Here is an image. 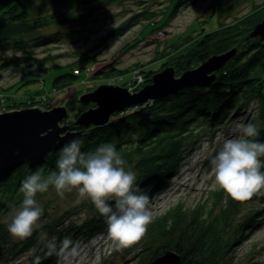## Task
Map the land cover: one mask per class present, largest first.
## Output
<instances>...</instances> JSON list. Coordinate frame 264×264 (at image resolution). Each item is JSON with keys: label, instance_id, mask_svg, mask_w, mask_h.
I'll use <instances>...</instances> for the list:
<instances>
[{"label": "rangeland", "instance_id": "rangeland-1", "mask_svg": "<svg viewBox=\"0 0 264 264\" xmlns=\"http://www.w3.org/2000/svg\"><path fill=\"white\" fill-rule=\"evenodd\" d=\"M24 1L28 16L35 18L48 17L55 10L64 11L75 2ZM192 1H181L168 15L171 0H121L97 10L89 19L81 17L87 11L74 6L70 16L73 19L81 17L79 21L77 18L43 23L32 28L33 32L29 28L26 33L28 35H25L29 39L37 36L51 37L56 33L59 35L57 40L48 45L38 42L36 46L28 48L33 58L22 61L19 65L14 64L15 60H5L12 56H22L20 51L0 50V113L35 107L51 110L53 107L65 106L64 101L71 95L79 99L81 95L92 92L100 85H119L134 93L142 88L143 75L148 78L153 74L148 71L160 69L156 71L158 73L165 69L166 67L161 68L165 59H176L184 49L188 52L193 48L192 41L196 42L204 33L221 29L220 23L225 28L255 15H258L257 18L260 15L261 21L264 19V0H199L195 4ZM161 22H164L162 26ZM154 24L160 25L147 34L145 27ZM118 28L121 32L115 39L110 42L102 41ZM250 38L263 41L259 37ZM41 61L49 69L54 64L75 69L73 73L78 77L65 83L66 87L61 90L53 89L52 79L61 74L62 70L52 69L35 79V75L39 74L37 64ZM6 62L8 64L4 65ZM113 63L115 72L112 75L98 73L103 66ZM77 65L80 73L76 70ZM30 73L35 74L34 81L20 86ZM129 76L131 79L126 82L124 79ZM30 96H34V105H29V102L16 107L10 104L14 101L27 102ZM8 104L9 108L6 106ZM70 115L68 112L66 118L71 119ZM235 122L264 125V108L257 100L247 101L242 105L241 111L231 109L219 123L213 125L209 122L172 138L176 141L174 144H178L175 148V168L161 181H149L150 185H154L153 190L140 188L150 198L153 220L143 239L131 247H115L108 236L106 218L98 224L97 231L92 236L86 237L85 230L98 211L89 199L79 197L76 190L65 192L61 197L51 186L47 192L38 195L36 200L43 208L39 221L41 228L50 222L62 221V229L72 228L68 230L70 235L67 237L79 243L77 256L65 261L63 257L55 255L49 264H142L151 249H161L163 245L158 242L152 246L147 245L148 238L152 236V227L156 225L160 229L161 224L164 225L166 232L163 230L161 233L163 236L166 233L165 238H169L166 225L172 227L178 223L179 218L185 220L189 232L203 231V238L212 239L213 245L202 249H211L210 252L217 255V264H264V192L245 202L236 201L216 185L212 171L211 160L223 140L232 138ZM125 170L135 173L128 166H125ZM135 176L137 179L138 174L135 173ZM19 206L20 204L16 208ZM13 210L0 215V223L7 228L12 221ZM171 229L173 233L174 229ZM214 231L217 239L209 236ZM199 237L190 236L187 242L182 241L179 235L175 236L181 240L184 249L196 248L197 245L190 242L192 239L201 240ZM22 240L11 235L13 243L16 241L20 245ZM46 244L47 241H37L31 251L17 259H3L0 264H29L34 254L43 251ZM3 255L4 252L1 256Z\"/></svg>", "mask_w": 264, "mask_h": 264}, {"label": "trees", "instance_id": "trees-1", "mask_svg": "<svg viewBox=\"0 0 264 264\" xmlns=\"http://www.w3.org/2000/svg\"><path fill=\"white\" fill-rule=\"evenodd\" d=\"M121 0H75L71 5H68L64 11L55 10L48 17H29L27 4L24 0H0V50L13 49L20 51L22 56H12L5 60L11 62L15 60L14 64L19 65L20 62L33 58L30 47L36 46L39 42L41 45H48L51 41L57 40L59 34H54L51 37L37 36L29 39L27 38L28 30L33 32L37 26L43 23H56L60 20L73 19L70 13L73 7L80 8L87 11L86 19L92 18L97 10L108 6L111 3H119ZM185 0H171L172 6L169 9V14L175 10L177 4ZM199 0H193L195 4ZM247 17L239 23L231 24L225 27L220 23L221 29L204 33L203 37L196 42H191V47L188 52L184 49L175 59L172 57L169 61L161 66L173 67L176 76L185 73L187 70L194 69L205 62L213 55L222 54L231 48H238L237 54L232 62L228 65L227 69L217 73V79L213 85L206 89L201 88H187L179 91L176 95L168 96L162 100H153L145 104L127 107L122 112L114 113L109 122L100 127H93L89 129H82L76 125L75 121L78 116L93 107V104L81 105L77 96L71 95L64 101V105L71 114L70 117L62 120L63 125H68L70 131H82L78 139H82V151H94L100 144L111 143L116 147L121 157L125 160V166L131 167L132 170L138 174L136 184L139 188L144 187L148 190H153L154 185H150L149 181H157L166 177L175 168L177 155L176 149L178 144L172 138L178 137L183 133L193 131L195 128L203 126L211 122L213 125L225 118L231 109L236 111L242 110V105L247 101L257 100L262 108H264V42L258 38H250L249 35L254 27L261 21L262 18ZM76 17L73 20L79 19ZM168 17V16H167ZM166 18V17H164ZM85 19V20H86ZM84 20V21H85ZM160 24L148 25L145 30L149 34L152 30L156 29ZM157 25V26H155ZM121 32L118 28L114 30L109 38L106 36L102 41L110 42L115 39ZM33 40V41H32ZM32 42V43H31ZM213 42L214 44H212ZM88 62L91 59L87 58ZM8 62L3 63L8 64ZM10 64V63H9ZM41 61L37 64L39 74L34 75L30 73L20 86H23L28 81H34L33 78L39 79L38 76H43L49 71L62 70L52 82L53 89H63L65 83H70L78 76L73 73L75 69L62 68L60 65L54 64L51 69L44 66ZM113 64L103 66V69L98 73L104 75H112L115 72ZM77 71L80 73L79 65ZM157 70H150L153 74L146 78L142 83V87L151 82V77ZM85 71V70H84ZM117 71V70H116ZM146 72V74L148 73ZM131 76L125 77L124 80H130ZM124 84V83H123ZM134 89V88H133ZM135 92V91H134ZM34 96L28 97L26 101L11 102L12 106L20 105H34ZM1 103V99H0ZM8 108L9 104L6 105ZM1 108V107H0ZM259 129V136L255 139L264 142V125L256 124ZM198 126V127H197ZM69 142V141H68ZM68 142L60 143L57 147L50 151L39 162L31 164H19L11 169H8L2 174L0 173V215L10 210H13L22 203L23 194L20 192L22 181L38 169H43V175L47 176L52 171L57 170L56 161L60 149L63 148ZM262 171L264 169L262 168ZM154 183V182H153ZM51 187V186H50ZM49 187V188H50ZM42 193H38L40 195ZM36 196V197H37ZM110 203H112L110 201ZM105 217L95 214L90 220V226L85 230L86 237L92 236L97 231L98 224L103 221ZM176 218H178L176 216ZM249 218H247L248 220ZM161 223V221H159ZM183 222V223H182ZM62 221L50 222L43 228L35 230L31 237L23 239L20 245L15 241H11V234L8 228L0 223V248L3 250L4 255L0 257V261L6 258L17 259L24 253L32 250L37 241L44 242L40 239V232L44 231L48 234V238L56 237L57 244H59L65 237L70 235L68 230L62 229ZM185 223V224H184ZM170 225V224H169ZM185 220L178 219V223L167 226V232L170 234L169 238H165L161 231H165V226L161 224V228L153 226L151 229L152 236L147 241V245L152 246L154 243L163 244L161 249H151L142 264H150L158 257L162 256L166 251H172L179 255L180 264H217V255L212 254L211 249H202L204 246L213 245V241L203 238L201 232L198 230H187ZM206 226V225H205ZM176 227V228H175ZM174 229L173 233L170 229ZM171 229V230H172ZM193 229H195L193 227ZM76 230V229H75ZM74 230V232H75ZM214 230V229H213ZM150 232V233H151ZM166 232V231H165ZM208 233V230L205 229ZM173 234L174 237H173ZM183 241L190 240V236H200L199 241L192 239L191 244L197 245L196 248L184 249L183 243L175 238ZM210 237L217 239L215 231ZM171 239V240H170ZM179 242V243H177ZM212 242V243H211ZM18 245V246H17ZM48 248L45 247L40 253H35L34 257L30 260L29 264H49L54 260L56 254L48 255Z\"/></svg>", "mask_w": 264, "mask_h": 264}, {"label": "clouds", "instance_id": "clouds-1", "mask_svg": "<svg viewBox=\"0 0 264 264\" xmlns=\"http://www.w3.org/2000/svg\"><path fill=\"white\" fill-rule=\"evenodd\" d=\"M259 129L253 123L235 122L232 138H225L211 160L216 185L239 202L251 200L264 192V142L256 137ZM57 170L43 175V169L28 175L21 183L22 203L13 210L9 233L26 239L42 227L43 208L38 193L54 187L61 197L76 190L89 199L99 214L106 218L107 232L117 249L131 247L147 234L153 220L150 198L136 184V176L125 170V160L111 143L100 144L94 151H82V139H74L60 149ZM110 201L112 203H110ZM47 241L48 255L56 254L65 261L78 255L79 243L65 237ZM38 264V258H37Z\"/></svg>", "mask_w": 264, "mask_h": 264}, {"label": "water", "instance_id": "water-1", "mask_svg": "<svg viewBox=\"0 0 264 264\" xmlns=\"http://www.w3.org/2000/svg\"><path fill=\"white\" fill-rule=\"evenodd\" d=\"M250 37L264 41V19L258 23ZM232 48L222 54L209 57L198 67L174 74L173 67H166L153 75L149 84L136 92L119 85H100L78 99L83 105L94 107L82 112L75 120L82 129L106 125L114 113L127 107L162 100L187 88H210L217 79V72L227 69L237 53ZM66 106L42 110L38 107L0 113V173L19 164H34L53 151L60 143L78 139L82 131H70L62 120L68 116ZM3 250L0 248V256ZM150 264H180V257L166 251Z\"/></svg>", "mask_w": 264, "mask_h": 264}]
</instances>
